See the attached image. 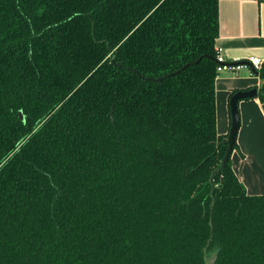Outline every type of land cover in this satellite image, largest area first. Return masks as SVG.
Returning <instances> with one entry per match:
<instances>
[{
	"label": "trees",
	"instance_id": "obj_1",
	"mask_svg": "<svg viewBox=\"0 0 264 264\" xmlns=\"http://www.w3.org/2000/svg\"><path fill=\"white\" fill-rule=\"evenodd\" d=\"M218 33V0H0V264H264Z\"/></svg>",
	"mask_w": 264,
	"mask_h": 264
},
{
	"label": "crops",
	"instance_id": "obj_2",
	"mask_svg": "<svg viewBox=\"0 0 264 264\" xmlns=\"http://www.w3.org/2000/svg\"><path fill=\"white\" fill-rule=\"evenodd\" d=\"M218 52L228 62L253 56L264 64V0H218ZM263 80L247 65L223 71L215 80L216 130L227 134L229 98L236 91L256 87ZM240 125L230 155L233 172L250 195L264 194V101L258 96L238 103Z\"/></svg>",
	"mask_w": 264,
	"mask_h": 264
},
{
	"label": "water",
	"instance_id": "obj_3",
	"mask_svg": "<svg viewBox=\"0 0 264 264\" xmlns=\"http://www.w3.org/2000/svg\"><path fill=\"white\" fill-rule=\"evenodd\" d=\"M246 64L249 65L253 69L254 72H256L255 69L250 64H248V63H246ZM257 95H258L257 88L252 87V88L247 89V90L236 91L230 96V98H229L230 125H229L228 133H227V136L225 139V143L227 146H226L225 152H224L223 157H222L221 162H220V169L225 166L227 160L229 159V157H230V155L234 149V145L236 144L237 132H238L239 125H240L238 103L241 100L254 98ZM21 117H22V115H21ZM212 177H213V174L209 178V182L212 181ZM209 223L211 225V222H209ZM203 253H204L205 264H208V259H207V255H206V247L204 248Z\"/></svg>",
	"mask_w": 264,
	"mask_h": 264
},
{
	"label": "built area",
	"instance_id": "obj_4",
	"mask_svg": "<svg viewBox=\"0 0 264 264\" xmlns=\"http://www.w3.org/2000/svg\"><path fill=\"white\" fill-rule=\"evenodd\" d=\"M217 60L219 62L217 66V71L223 72V71H236L240 68L247 66L246 63L250 64L254 69H260L262 66V60L257 57H247L246 61H234V62H228L226 61L223 56L219 53L217 56Z\"/></svg>",
	"mask_w": 264,
	"mask_h": 264
},
{
	"label": "rangeland",
	"instance_id": "obj_5",
	"mask_svg": "<svg viewBox=\"0 0 264 264\" xmlns=\"http://www.w3.org/2000/svg\"><path fill=\"white\" fill-rule=\"evenodd\" d=\"M263 64V63H262ZM255 70H257V69H255ZM207 259H208V257H207Z\"/></svg>",
	"mask_w": 264,
	"mask_h": 264
}]
</instances>
